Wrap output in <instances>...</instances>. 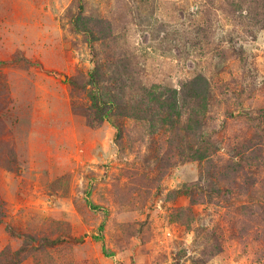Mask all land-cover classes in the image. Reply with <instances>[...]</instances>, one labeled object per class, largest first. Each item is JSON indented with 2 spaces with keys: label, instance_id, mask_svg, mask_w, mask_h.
Segmentation results:
<instances>
[{
  "label": "rangeland",
  "instance_id": "obj_1",
  "mask_svg": "<svg viewBox=\"0 0 264 264\" xmlns=\"http://www.w3.org/2000/svg\"><path fill=\"white\" fill-rule=\"evenodd\" d=\"M0 264H264V0H0Z\"/></svg>",
  "mask_w": 264,
  "mask_h": 264
},
{
  "label": "trees",
  "instance_id": "obj_2",
  "mask_svg": "<svg viewBox=\"0 0 264 264\" xmlns=\"http://www.w3.org/2000/svg\"><path fill=\"white\" fill-rule=\"evenodd\" d=\"M92 80H93V75H92ZM91 80V81H92ZM91 84L93 85V90H92V92L90 93V98H91V101H92V103H93V105L95 106V107H101L102 105L104 106V105H111L110 103H108V102H105V101H103L101 98H100V94L97 92V83L93 80L92 82H91ZM108 107V106H107Z\"/></svg>",
  "mask_w": 264,
  "mask_h": 264
}]
</instances>
